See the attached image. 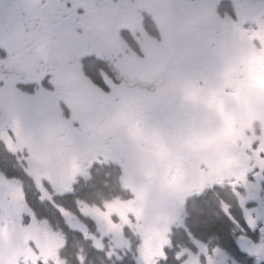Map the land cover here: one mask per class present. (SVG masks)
Here are the masks:
<instances>
[{"label":"flooded vegetation","instance_id":"flooded-vegetation-1","mask_svg":"<svg viewBox=\"0 0 264 264\" xmlns=\"http://www.w3.org/2000/svg\"><path fill=\"white\" fill-rule=\"evenodd\" d=\"M0 160L21 264L183 243L239 264L190 199L264 225V0H0Z\"/></svg>","mask_w":264,"mask_h":264},{"label":"snow or ice","instance_id":"snow-or-ice-1","mask_svg":"<svg viewBox=\"0 0 264 264\" xmlns=\"http://www.w3.org/2000/svg\"><path fill=\"white\" fill-rule=\"evenodd\" d=\"M99 84L104 89V91H108L107 85H105L103 81H100ZM7 164L8 162L6 160H0V166ZM210 191L211 190H209V192ZM216 191H221L219 186H216ZM209 192H204L193 196L190 199V203L197 209L207 207L210 201ZM257 203L258 202L256 200H253L246 206L250 209L256 208ZM237 215L240 216L239 221H235L234 219V217ZM226 219L227 223H225V220H217L215 223L199 225V230L204 233L205 237L218 235L223 242L224 249H226V251L230 253L232 257L239 261V264H257L254 254L249 251L247 247V240H259L260 237L264 235V225L254 226L253 224L249 223L244 218L243 210L239 206L233 209L232 215L227 216ZM237 223L240 225V227L234 231L233 229L237 227ZM163 264H174V262L172 260L165 259ZM217 264H231V262L221 258L217 260ZM261 264H264V260L261 261Z\"/></svg>","mask_w":264,"mask_h":264},{"label":"water","instance_id":"water-1","mask_svg":"<svg viewBox=\"0 0 264 264\" xmlns=\"http://www.w3.org/2000/svg\"><path fill=\"white\" fill-rule=\"evenodd\" d=\"M24 247L25 239L21 229L8 225L4 232L0 223V264H19Z\"/></svg>","mask_w":264,"mask_h":264},{"label":"trees","instance_id":"trees-1","mask_svg":"<svg viewBox=\"0 0 264 264\" xmlns=\"http://www.w3.org/2000/svg\"><path fill=\"white\" fill-rule=\"evenodd\" d=\"M196 210V215H195V228L199 229V225H207L209 223H215V214H216V210L210 206V207H205V208H200ZM99 260H94L93 258H90L88 261V264L94 263V264H101L102 262H104L105 260L102 257L98 258ZM169 260H172L174 262V264H179L178 262H176L173 258H170Z\"/></svg>","mask_w":264,"mask_h":264},{"label":"rangeland","instance_id":"rangeland-1","mask_svg":"<svg viewBox=\"0 0 264 264\" xmlns=\"http://www.w3.org/2000/svg\"><path fill=\"white\" fill-rule=\"evenodd\" d=\"M132 255H134L132 264H159L154 261L155 258H157V261L164 259L163 256H160L161 254L150 256L149 254H147L146 251H144L141 244L137 245V248L133 250ZM109 256L112 258L114 257L113 254H110ZM226 257L227 256H225V258ZM181 264H190V262L188 261V258L186 257L185 260H183Z\"/></svg>","mask_w":264,"mask_h":264}]
</instances>
